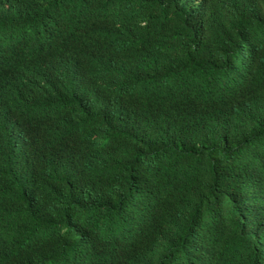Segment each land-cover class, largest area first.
<instances>
[{
	"label": "trees",
	"instance_id": "1",
	"mask_svg": "<svg viewBox=\"0 0 264 264\" xmlns=\"http://www.w3.org/2000/svg\"><path fill=\"white\" fill-rule=\"evenodd\" d=\"M0 264H264V0H0Z\"/></svg>",
	"mask_w": 264,
	"mask_h": 264
}]
</instances>
